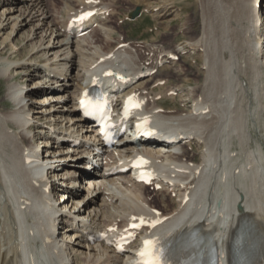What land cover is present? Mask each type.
I'll return each instance as SVG.
<instances>
[{
	"label": "bare ground",
	"instance_id": "6f19581e",
	"mask_svg": "<svg viewBox=\"0 0 264 264\" xmlns=\"http://www.w3.org/2000/svg\"><path fill=\"white\" fill-rule=\"evenodd\" d=\"M130 1L138 4L149 2ZM208 1L214 2L218 13L216 16L222 21L220 28L223 36L229 34L227 24L230 17L236 18L240 28L245 30L247 40L244 46L249 52L246 61L249 69L237 66L233 46L225 37L219 46L203 43L202 36L197 43H186L183 47L166 49L161 45H152L144 56L127 44L118 49L119 45L124 44L121 40L114 48L102 49L93 35L100 31L104 38L112 39V30L107 25L113 13L111 6L103 0L91 4L98 9L97 28L94 27L83 38L65 32L70 18L65 24L56 20L53 10L47 8V0H0V38L10 23L13 24L2 43L3 48L0 47V81L7 84L4 98L16 107L14 111H2L0 99V206L4 215H10L14 224L18 222V225H21L27 211L33 213L37 226L35 232L41 244L40 247L36 242L31 244L33 238L25 242L26 238H22V235L25 243L20 242L18 237L15 241L6 240L2 233L7 231H2L4 227L0 226V264H67V259H72V264H119V258L110 250L88 244L77 230L67 228L56 243H51L47 237L51 223V216L46 210L49 202L47 196H50V201L56 199L61 202L60 207L69 209L76 216L75 226L87 221L85 230L88 231L113 224L123 226L133 217L159 212L160 218H168L167 226L159 237L164 245H174L178 239L198 230L211 242H217L223 254L225 246L229 251L234 225L239 220L241 210L244 218L255 228V239L247 236L246 246H256L257 251L263 254L264 44H260L259 35L264 38V0H260L262 10L259 17L253 9L256 0ZM89 2L78 0L81 8H86ZM154 7H158L159 11L167 8L165 3L162 7L158 4ZM80 9L73 10L70 17ZM174 10L177 7L170 11ZM208 29L206 33L210 34L216 27L210 26ZM21 31L20 38L24 41L21 44L13 43L11 37ZM206 33L204 36H209ZM6 43H9L8 50ZM88 48L93 51L90 59L85 58L90 52ZM26 50L28 57L25 58L22 52ZM185 51L203 52V69L206 73L203 85L188 90V96L182 86H168L170 77L162 71L155 76H146L159 68L167 73L174 68L173 74L180 73L182 64L170 61L169 56H178ZM110 54V60L102 61ZM109 64L129 72L132 83L127 93L139 94L146 110L167 125L153 137L165 142V133L169 130L185 129L188 144L167 149L158 145L159 148L153 150L151 145L137 146L130 139L112 153L104 151L102 155H96L93 147L97 140L75 113L80 93L90 86L91 75ZM25 68L29 73L26 86L10 83L14 76L19 78L23 75ZM30 76L33 78L30 79ZM81 78L82 81L76 84ZM136 78L139 79L135 82ZM160 81H165L164 87L158 86ZM24 90L28 93L23 97L20 93ZM172 92L178 93L179 103L186 110L174 111L160 105L158 98L176 99ZM251 102L257 106L253 108ZM30 113L33 127L27 128L24 115ZM51 131L56 132L54 138L50 136ZM31 132L35 133L36 138L30 142ZM69 135L80 137L82 142L78 148L55 142L56 138L67 139L64 137ZM27 141L30 143L28 146ZM192 144L200 149L201 160L190 150ZM87 145L90 147L86 148ZM37 149H42L43 159L48 165H55L43 179L41 172L34 170L37 161L24 162L25 157H32ZM176 149H180L182 155L175 156ZM162 151L166 153L162 154ZM140 152L148 153L160 165L162 190L148 194V188L133 183L129 174L116 172L105 176L108 171L125 166L117 162L121 156L130 157ZM100 159L106 168L85 177L83 169L87 167L86 164H91V160L94 164V160ZM115 164L116 167L113 166ZM46 179L48 186H45ZM173 194L175 198H172ZM66 195L69 197L65 201ZM149 195L166 196L170 203L177 199V207L170 210L164 198L160 199L163 208L155 207ZM178 196L181 197L178 199ZM185 197L189 198L186 204L183 203ZM83 202L86 206L81 208ZM240 205L242 209H239ZM110 215L113 220L100 221ZM32 224L26 232L23 230L25 225H22V231L29 235ZM22 246L23 252H29L25 260H20ZM262 258L264 264V254Z\"/></svg>",
	"mask_w": 264,
	"mask_h": 264
},
{
	"label": "rangeland",
	"instance_id": "374dc122",
	"mask_svg": "<svg viewBox=\"0 0 264 264\" xmlns=\"http://www.w3.org/2000/svg\"><path fill=\"white\" fill-rule=\"evenodd\" d=\"M47 1H48L47 8L50 11L53 10L54 12L52 11V13H55L56 17L58 18V19L56 18V20L61 21V23L63 24H65L64 21L62 22V20H64L63 17L67 18L66 20V23H67L73 10L81 8L80 3H78V0H47ZM103 1L108 3L109 6H111L113 13L111 15V18H109L110 23L107 25L112 30L111 31L112 39H110V41L107 40L106 38L103 37V34H101L100 31L97 32L98 34L93 35L95 38V41L97 40L99 42L98 43L99 47L102 49H105L108 47L114 48L117 45V43L121 40V41H124L123 42L124 44H127V43L130 44L129 48L138 50V52L142 53L141 55L144 56L143 53L146 50H148L149 47L152 45H161L166 49L175 48L180 45H182L181 47H183L186 43H197V41L202 38L203 41H205L203 43H206V42L215 43L216 45L219 46V45H222V43L224 42L226 38L227 41H229L228 43L231 45V47L233 46L232 48L234 50V55L236 58L237 66L240 65L244 69L250 68V66L249 67L247 66L249 64L247 63L249 52L244 46V42L247 40V36H246L247 34H245V30L243 31L240 28V25L238 24L236 18L233 17V19H231L232 17H230V21H228L230 25L229 23L227 24V27L230 30L228 32L229 34H227V36L226 35L223 36L222 30H221L222 21H220L221 19H218L219 18L218 15L216 16V14L218 13H216L215 6L213 4L214 2L209 3L208 0H170V1L169 0L167 1L149 0V2L138 4V3L131 2L130 0H103ZM171 2L175 4L172 5ZM164 3L167 6V8L165 10L161 8L162 9L161 11L159 12L157 11L156 13H154L156 9H159L158 7L155 8L154 5L158 4L159 7H162ZM150 4L153 5L152 6L154 8L153 11H152L153 8L150 6ZM2 5H3V2H2ZM169 7L170 9L168 11ZM176 7L178 11L177 10L170 11V10L175 9ZM137 8L142 9V10L147 9L148 11H145L143 15L139 17L138 19H136L135 21H131L130 20L131 13ZM103 22H105V20H103ZM11 26H13L12 23H10L8 29L4 32L3 36L0 38L1 48H3L2 43L4 42V39L7 33L10 32L12 29ZM210 26H213L214 28L216 27V29H214V31L209 34L208 32L206 33V30L208 31L209 30L208 28ZM218 27L220 30L218 29ZM101 28L103 29V27H100L99 29ZM232 30H234L235 35L234 33L233 34L231 33ZM21 33L22 31L18 35L12 36L10 40L13 41V43L15 44H21L22 41H24L20 38ZM205 33L206 35H209V36H204ZM203 43L202 44L200 43V45H205ZM7 44L9 43L5 44V46H8L6 50L9 49V45ZM87 50L90 52H88V55L85 56V58L90 59L93 51L92 49H89V48ZM202 50H203V47L201 48V51ZM255 53L258 54L257 52ZM22 54H23V57L25 58L28 57V50L23 51ZM178 57H179L178 62L182 64L183 66V70L180 73L177 72L176 74H173L172 72L175 71L174 68L170 69V71L168 72L169 74L167 73V71H163V69H160V71H162L163 73L167 74L170 77V80H171L169 82L170 86H174V85L182 86L183 90H185V94L188 96V90L199 88L200 86L203 85V82L206 79L205 78L206 73H205V70L203 69V65L205 63L204 58H203V52L187 53V54L179 55ZM257 57L259 58V55H257ZM243 58L245 61L243 60ZM237 60L240 61V64H239V61ZM242 60L245 62V64L244 62L242 63ZM244 65H246L247 67ZM28 75H29L28 68L27 69L25 68L24 74L21 75L19 78L17 77L15 78L14 76L12 82L10 83H18L19 86H22V85L26 86V83L29 77ZM32 78L33 77L30 76V79ZM250 78H252V75L250 76ZM81 81H82V78L80 79V81L78 79V81H76L75 83L77 84L78 82H81ZM263 83H264V78H263ZM6 89H7V84H5V82L1 80L0 81V99L2 101L1 103L3 106L1 110L2 111H14L16 109L15 104L11 101H7L4 98ZM72 90L73 88L71 89V91ZM160 103L162 107H164L165 109H170L174 111H182V110L187 109V108H182V106L179 103L178 98L175 101L162 100L160 101ZM251 103H252L251 105H253L254 102H251ZM254 105L257 106L256 103ZM254 105H253V108L255 107ZM29 140L31 142L32 139H29ZM28 141L26 143L27 146L30 144ZM36 141L37 140H35L34 142ZM190 150H192L193 153L197 154V157H198L197 159L199 160L202 159L201 154H200L201 151L197 149L195 145L194 146L192 145ZM148 191L153 192L151 189H149ZM150 192H148V194H150ZM158 198L159 199L157 200L153 199V202L155 203L156 207L163 208L162 204L160 203L161 197H158ZM163 198L167 202L166 204L170 206L171 208L170 210H174L177 207L176 202L170 203V201H168L169 200L168 198L166 197H163ZM3 211L4 210L0 206V226L4 227L2 231H4L5 229L6 230L4 232L7 231L6 233L1 232L2 234H4L3 236L6 237L5 239L10 240V241L12 240L15 241V239L18 237L20 238L19 241L22 242L23 241L21 239V235H22V238L23 237L24 239L26 238V241L24 240L25 242H28V240L30 242L31 237L33 238V236L29 237L28 234L22 231L21 226L25 225V228H26L25 231H26L31 226L30 224L32 223L35 224L36 220L34 218L33 213H30L29 211H27L24 217H22L21 219L22 221L21 225H18L17 224L18 222L14 224L10 215L9 217L8 215L5 216L4 215L5 212ZM262 211L264 212V206H262ZM111 220H113L112 215H110L109 217H106L105 220H100V221L106 222V221H111ZM32 229H33V226H32ZM35 230L33 232H35ZM29 232L32 233L31 230ZM34 240H32L31 244H33V242H36ZM26 245H28V243H26ZM36 245L37 247H39L40 244L36 242ZM21 249H22L21 252H23L24 247L22 246ZM20 260H21V257H20Z\"/></svg>",
	"mask_w": 264,
	"mask_h": 264
},
{
	"label": "snow or ice",
	"instance_id": "6c2138e0",
	"mask_svg": "<svg viewBox=\"0 0 264 264\" xmlns=\"http://www.w3.org/2000/svg\"><path fill=\"white\" fill-rule=\"evenodd\" d=\"M92 13H85L79 17V21L82 22L85 20L87 17L91 16ZM81 104L84 106V110L86 114H91V111L99 110L100 108L103 107L102 104L99 102H93L89 99H87V93H85V99L81 100ZM107 128V124L105 125ZM146 163V161H139L135 166L139 167L142 164ZM134 220L136 218H133ZM145 224V221L143 218H140V224H133V228H137L139 226H143ZM155 223H150L149 227H155ZM140 257H141V264H161L158 252L155 248V242L153 241H146L145 242V249L140 252Z\"/></svg>",
	"mask_w": 264,
	"mask_h": 264
}]
</instances>
